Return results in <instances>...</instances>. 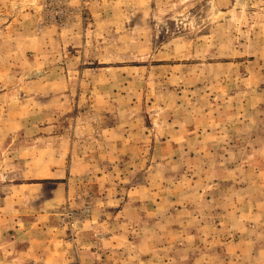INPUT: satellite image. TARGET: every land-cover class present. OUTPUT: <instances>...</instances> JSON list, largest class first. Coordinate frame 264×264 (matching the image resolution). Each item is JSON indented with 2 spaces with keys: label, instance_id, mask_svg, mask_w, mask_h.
Returning a JSON list of instances; mask_svg holds the SVG:
<instances>
[{
  "label": "rangeland",
  "instance_id": "rangeland-1",
  "mask_svg": "<svg viewBox=\"0 0 264 264\" xmlns=\"http://www.w3.org/2000/svg\"><path fill=\"white\" fill-rule=\"evenodd\" d=\"M28 24L84 41L38 59ZM0 217L3 241L103 217L159 235L154 264H264V0H0Z\"/></svg>",
  "mask_w": 264,
  "mask_h": 264
},
{
  "label": "crops",
  "instance_id": "crops-1",
  "mask_svg": "<svg viewBox=\"0 0 264 264\" xmlns=\"http://www.w3.org/2000/svg\"><path fill=\"white\" fill-rule=\"evenodd\" d=\"M98 12L100 11H97L94 6H90V14L93 16L94 23L97 20L96 17L100 15ZM108 20H100V23L108 26ZM30 27V24L25 27L27 29L25 38L28 39V46L31 48L28 50L35 52L38 59L41 58L42 54H47L45 60L48 62H55L54 58L57 50L60 54L66 49L81 47L84 41L83 32L79 26L70 31L47 29L40 37H35V39H32L33 35ZM51 75H53V72L47 73L45 78ZM57 77L58 83L53 84L62 85L60 88L66 90L68 81L64 73L63 77L60 76V73ZM43 87L47 88V85H43ZM49 173L50 175L57 173L56 177L59 179L65 176V172L60 173L59 170L46 171V175H49ZM60 185H57L58 189ZM131 207L134 208L133 205H130L125 207L123 211L134 212L135 208L131 209ZM122 217L120 219L113 217L109 221L115 220V223H121L122 225L133 222L131 216ZM35 220L18 217H13L10 220L4 218L5 222L17 226L13 225L14 234L9 237L8 241H3L0 235V264H130L132 259L133 264H154V261L159 258L158 249L160 248L157 246L159 245L157 243L159 235L143 236L141 234L134 243H131L129 242L130 238L125 233L112 232L106 229L100 230L108 222L103 217H92L89 222V229L92 231L82 232L76 237L74 243L67 240L63 230H57L43 220L38 222ZM0 222H3L1 217ZM130 250L135 253L134 257L129 256ZM148 252L151 256H146ZM155 252L157 254L153 255Z\"/></svg>",
  "mask_w": 264,
  "mask_h": 264
}]
</instances>
